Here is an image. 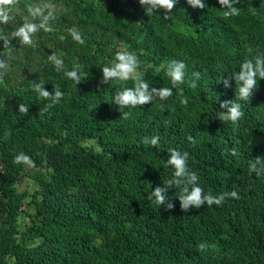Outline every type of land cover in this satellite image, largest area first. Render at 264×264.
<instances>
[{"label":"trees","instance_id":"16d2710c","mask_svg":"<svg viewBox=\"0 0 264 264\" xmlns=\"http://www.w3.org/2000/svg\"><path fill=\"white\" fill-rule=\"evenodd\" d=\"M56 1L72 11L73 19L57 13L53 32L40 31L36 38H46L53 45L62 28L81 31L85 44L68 34L59 50L65 70L78 68L82 81L75 85L49 62L35 74L40 78L25 75L6 90L8 97L0 107V264H264V176L248 172V162L264 156V79L250 102L240 101L245 115L238 124L222 122L217 116L222 101L235 99V80L225 88L221 77L237 71L246 57L264 53V36L257 37L263 0L241 4L240 15L228 19L207 5L193 8L178 0L171 16L197 27L195 37L166 28L163 9L148 16L143 8L142 34L131 37L123 13L106 0L97 7L92 0ZM122 48L157 68L142 73L150 87H171L167 64L173 59L184 61L186 82L178 86V94L206 115L184 123L178 119L143 123L141 128L153 125L160 137L156 147L143 144L137 136L126 141L103 139L101 133L109 124L100 115L74 122L67 119L64 107L81 113L89 100L110 87L111 82L101 83V65ZM194 71L201 73L195 89L187 83ZM39 80L50 92L56 85L64 92L60 103L43 115L48 101L32 90L33 81ZM133 83L129 80L127 86ZM4 92L0 87V96ZM20 103L29 105L27 115L19 112ZM189 135L195 144L188 141ZM89 139L99 150L85 143ZM169 148L190 153L189 168L198 173L205 192L218 195L235 190L240 199L185 212L175 197L179 191H168L174 207L167 209L147 199L148 193L120 185L98 191V186L83 184L84 174L119 165H129L138 173L150 161L166 166ZM232 148L237 156L230 154ZM21 151L35 161V168L13 162ZM30 170L49 171V175H35L38 185L30 199L34 212L19 229L16 221L25 192L17 191L14 182ZM253 199L263 201L260 209L250 207ZM237 211L244 218L236 216ZM201 242L209 245L207 251L198 249Z\"/></svg>","mask_w":264,"mask_h":264},{"label":"clouds","instance_id":"9594fccd","mask_svg":"<svg viewBox=\"0 0 264 264\" xmlns=\"http://www.w3.org/2000/svg\"><path fill=\"white\" fill-rule=\"evenodd\" d=\"M178 0H139V4L144 7L145 13L149 16L151 13H157L156 10L163 9L165 14L162 16L165 20L171 17L173 9ZM187 4L193 8L204 9L206 7L205 0H186ZM241 0H218L223 11V17H235L240 15L241 8L236 7ZM21 0H0V41H3V51H0V85L5 83L4 77L8 74L10 65L9 60L12 58L13 49L11 40L15 38L20 46H28L36 48L39 46L36 39L40 31L45 33L53 32L52 22L57 19V6L54 0H34L33 3L26 5L27 15L23 17L22 23L17 26L16 9L20 5ZM13 25L12 30H7L5 26ZM69 34L78 44H85L84 34L76 28H70ZM6 50V52H5ZM251 53V49L249 50ZM47 60L52 64L57 72L64 71V75L74 81L75 85L82 81L78 68L65 70L64 60L54 51L47 56ZM140 60L135 52L122 50L115 53V59L110 64L102 66L101 83L121 82V86L116 88L112 97V104L118 105L122 116L127 117L130 113L124 111L127 108H136L151 104L154 99L166 101L173 95V89L183 85L185 81V71L187 65L182 60L173 59L167 64V76L170 78L171 87H150L149 81L144 79L141 72L138 71ZM201 73L194 71L192 79L187 81L188 86L195 89L197 81L200 79ZM235 80V99L225 100L220 103V109H223L217 116L222 122H231L233 125L238 124L240 119L244 117L245 112L240 101L250 102L253 91L257 89V84L264 79V53L257 52L243 59L237 71H231V74L220 81L224 87L230 86V81ZM132 80L133 86H123L122 82ZM45 82L33 81L32 90L45 101H48L41 110V115L48 112L55 105L60 103L64 97V92L56 85L52 86V91H48L44 87ZM218 99V95L215 100ZM187 103V101H184ZM93 105L91 107L95 108ZM164 109V105H160ZM90 109V110H91ZM19 112L25 115L29 112V105L26 103L19 104ZM192 144L196 143L193 136L187 137ZM142 143L150 146H158L160 137L153 135L142 138ZM168 158L166 166L174 169L171 179L164 181L163 186H156L147 195V199L153 200L156 205L164 206L172 209L174 204L172 197L168 196L170 188L179 189V194L175 195L179 199L180 208L187 212L190 208L199 209L202 205L211 207L213 205L222 206L226 199H240L237 191H225L218 195H213L210 191L205 192L200 186V177L198 173L189 168L188 151H179L175 148L167 150ZM232 156H237L235 148L230 149ZM13 162L15 164H23L32 169L36 167L35 161L25 152L21 151L15 155ZM249 174L255 173L257 177L264 176V156H257L248 162ZM200 251H207L209 245L205 242L198 244Z\"/></svg>","mask_w":264,"mask_h":264},{"label":"rangeland","instance_id":"374dc122","mask_svg":"<svg viewBox=\"0 0 264 264\" xmlns=\"http://www.w3.org/2000/svg\"><path fill=\"white\" fill-rule=\"evenodd\" d=\"M103 0H92L93 6L97 5ZM253 0H241L236 7H239L243 3L251 4ZM34 0H21L20 5L16 9L17 15V26L22 23V19L27 15L26 5L33 3ZM110 7L119 8L120 12L123 13L125 17L124 21L126 24V31L129 36H139L142 34L141 27V10L144 8L139 4V0H106ZM57 6V13H62L65 17L73 19L74 15L69 8H65L59 1L54 0ZM205 3L209 8L217 15L222 18L224 9L220 8L218 0H205ZM263 14L261 17V26L257 37L264 36V0L261 3ZM254 13V10H251ZM228 19V18H227ZM7 30H12L13 25L5 26ZM75 28V27H72ZM166 28L177 31L179 34H188L193 37L197 35L198 28L188 26L174 17H170L166 22ZM69 31L67 28H62L61 33L56 35L53 39V45L46 38H36L38 40L39 46L33 49L28 46H20L18 41L13 38L11 43L14 47L12 58L9 60V71L4 77L5 83L0 85L3 87L5 92L0 96V107L2 104V99L8 97V88L14 85L12 82L19 80L21 77L28 75L32 78H37L35 74L43 69L44 64H48L47 56L52 54L54 51L58 56L62 55V51L59 50L63 45L64 36L68 35ZM251 42H254L253 40ZM46 48V49H45ZM47 49L49 54H47ZM128 50L130 49H121ZM0 51H3V41H0ZM6 52V50H5ZM75 57L71 58L74 61ZM115 59V56L111 58H104V64H110ZM202 60V59H198ZM103 66V64L101 65ZM157 68L152 66L150 62L143 61L140 59V66L138 71L143 72H153ZM40 78V77H38ZM42 79V78H41ZM123 86H127L128 81L122 82ZM121 86V82L113 81L110 83V87L107 90L101 91L96 99H91L88 101L86 108L81 113H71L66 107H64L63 112L67 119L71 122L76 121L79 118H85L93 115L102 116L109 125L105 127L101 133L103 139H109L111 141L119 140H133L135 136L138 137V141H142L145 136L151 137L155 134L153 131V125L149 129H145L144 126L149 124L153 119L168 121L172 119H178L179 122H190L201 119L206 115L204 109L196 104L187 102L184 103V99L179 96V88H175V91L171 97L163 102L164 109L160 107L158 101L152 102L151 104H146L143 106H137L136 108H127L124 111L130 114L127 117L122 116L123 113L119 110V106L112 104V97L117 87ZM97 106L95 108L91 107L93 105ZM91 109V110H90ZM64 120V119H63ZM144 126L141 128V125ZM156 127V126H155ZM163 133L165 130L162 129ZM93 139L87 140L86 144H91L95 149L99 150ZM129 165H119L112 168L103 169L98 172L86 173L83 175V184L98 186V191L102 188H107V185H120L127 188L133 189L137 193H150L152 189L156 186H163V182L172 178L174 169L170 166H164L162 164H157L154 162L144 163L143 173H138L134 169H130ZM37 176L48 177L49 171L42 170L41 174L33 173L32 170L28 173L19 174L14 182V186L17 191L25 192L24 199L21 204V212L19 213L16 221V226L22 229L26 224L29 223L30 216L34 212L33 205L30 201L33 191L37 188V181L35 180ZM171 192H178L179 189L170 188ZM263 201L261 199H253L250 207L260 209L262 207ZM248 218L253 221L252 216L249 213V209L246 210ZM236 216L239 218H244V214L241 211H237ZM10 260V259H9Z\"/></svg>","mask_w":264,"mask_h":264}]
</instances>
